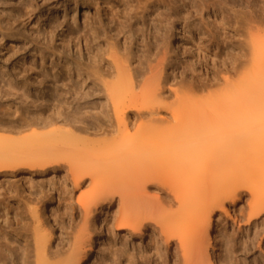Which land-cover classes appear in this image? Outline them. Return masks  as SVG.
<instances>
[{"label":"bare ground","instance_id":"1","mask_svg":"<svg viewBox=\"0 0 264 264\" xmlns=\"http://www.w3.org/2000/svg\"><path fill=\"white\" fill-rule=\"evenodd\" d=\"M89 1L95 7V16L84 25L88 37L80 30L74 44L79 59L83 57V45L88 51L83 57L86 64L76 63L73 69L81 80L77 91L69 90L74 96V110L68 101L65 106L55 101L52 92L56 88L49 93L50 107L36 106L31 111L32 100L24 106L6 107L0 117V176L24 172L23 183L30 186L36 173L51 170L54 177L57 170H62V178H70L75 188L88 178L89 189L78 199L81 210L90 214L91 206L97 208L101 201L107 207L117 201L115 220L125 232L137 235L144 227H152L159 231L166 247L176 240L174 258L191 264L184 240L197 235L188 229L189 221L194 226H207L213 236V210L223 208L225 201L234 202L242 192L250 197L248 222L264 216V0H233L241 7L240 14L233 17L245 45L241 53L213 77L207 66L199 65L203 74L197 80L192 75L187 83H178L180 90L167 87L163 62L158 72L148 66L150 76L144 78L131 52H121L116 42L106 38L122 31L114 5L122 0ZM101 1L106 5L104 14L99 10ZM149 1L145 0L144 8L152 4ZM227 1L187 0L191 13L200 2L204 17H212L214 22L212 28L206 22L198 38L207 45L193 50L200 61L223 43L229 16ZM132 5L129 9L135 7ZM102 40L106 45L100 49ZM190 40L198 44L197 39ZM216 56L215 52L211 54L212 61ZM152 77L154 81L149 82ZM87 82L103 90L106 111L87 103L82 89ZM15 85L8 86L19 88L17 92L22 89V85ZM21 97L29 100V91L21 92ZM170 98L173 100L168 102ZM45 110L50 114L44 116ZM3 116L15 118L6 120ZM59 118L65 120V129L56 127ZM76 124L83 126L88 139L75 135L78 132L71 127ZM89 128L94 131L90 129V133ZM91 134L98 138L92 140ZM147 186L165 194L161 204L143 203L141 192ZM101 214L99 211L95 235L85 250L78 252L74 264H87L94 257L103 233ZM37 231L33 264H50L45 248L51 232ZM3 246L0 264L3 256L15 255ZM23 250V264H32ZM216 251L213 241L206 264H218Z\"/></svg>","mask_w":264,"mask_h":264},{"label":"rangeland","instance_id":"2","mask_svg":"<svg viewBox=\"0 0 264 264\" xmlns=\"http://www.w3.org/2000/svg\"><path fill=\"white\" fill-rule=\"evenodd\" d=\"M122 1L114 3L121 18L122 31L118 36L113 32L106 38L116 42L121 52H131L135 59L134 65L138 62L139 74L144 78L150 76L148 66L158 72L162 67L158 65L163 62L167 87L180 90L178 83H187L192 75L196 80L199 79L204 72L199 65L203 64L207 66L210 77H213L225 65L234 62L245 46L233 20L241 11L237 1H227L229 16L223 43L201 61L200 55L197 57L193 50H196V46L204 49L207 43L198 38L205 30V23H211L212 28L214 22L212 17H204L200 2L197 3L196 12L191 13L187 0H151L149 2L152 4L147 8H144L147 4L145 0ZM131 3L135 7L129 9ZM233 5L235 8H232ZM99 7V10L102 9L100 13L104 14L106 5L103 1ZM94 8L89 0H0V117L6 107L24 106L30 100L34 102L31 111L36 106L50 107L49 93L52 88H56L52 92L55 101L64 106V102L68 101L71 110H74V96L69 90L77 91L81 80L73 73V69L76 63L86 64L83 57L88 53L83 45V57L79 59L74 44L80 30L86 34L84 25L93 21ZM1 31L4 35H1ZM5 33H9L12 39ZM190 37L197 39L198 44L191 42ZM100 42V49H103L106 42ZM214 52L217 56L212 61L211 54ZM152 81L153 77L149 82ZM17 83L22 85L18 92L16 89L19 88L12 90L8 86L15 88ZM90 86V82H87L86 87L82 88L87 95V103L96 106L97 110L102 111L104 108L106 111L103 90L92 86L93 91ZM181 90L185 92V86ZM28 91L30 99L25 100L21 92ZM172 100L170 98L168 102ZM48 114L50 111L47 110L43 115ZM3 117L6 120L15 118ZM64 125V119H57V128H64ZM75 126L71 127L78 132L75 135L88 139L87 134L84 133V136L82 132L83 126ZM78 128L82 134L77 131ZM90 129L88 131L91 133ZM70 130L67 128V131ZM91 130L94 131V128ZM90 138L93 140L96 137L91 134ZM50 172L36 173L32 176L30 186L23 183L21 175L24 172L0 176V245L12 249L15 254L3 256V264H23V249L33 264L36 230L43 234L51 232L45 248L48 263L74 264L78 252L85 250L90 237L96 233L95 222L99 211H102L104 219L102 239L97 240L96 253L87 264H182V258H174L176 240L166 247L160 241L159 231H153L152 227H144L137 235L125 232L115 220L118 215L117 201L108 207L101 201L97 208L91 206L90 214L81 210L78 199L89 189L88 178L75 188L70 178H62V170H57L54 177H51ZM63 181L65 184H62ZM242 193L234 202L225 201L223 208L216 207L213 210V236L209 235L207 226H194V222H188V229L195 230L197 235L184 240L185 248L190 250L191 264L208 262L207 251L213 241L217 248L218 264H264V216L248 222L250 197L248 193ZM141 194L146 200L143 199L144 204L152 202L159 205L165 199V194L150 186ZM165 248H168L167 251Z\"/></svg>","mask_w":264,"mask_h":264}]
</instances>
